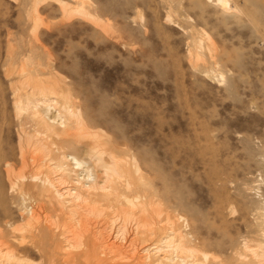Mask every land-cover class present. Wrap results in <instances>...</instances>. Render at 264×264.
<instances>
[{"label": "rangeland", "instance_id": "1", "mask_svg": "<svg viewBox=\"0 0 264 264\" xmlns=\"http://www.w3.org/2000/svg\"><path fill=\"white\" fill-rule=\"evenodd\" d=\"M228 1L0 0V264H258L264 0Z\"/></svg>", "mask_w": 264, "mask_h": 264}, {"label": "bare ground", "instance_id": "2", "mask_svg": "<svg viewBox=\"0 0 264 264\" xmlns=\"http://www.w3.org/2000/svg\"><path fill=\"white\" fill-rule=\"evenodd\" d=\"M217 2H219V4L221 3L224 7L225 6H227L228 4H229V1L228 0H217ZM41 92H43V93H45V91H47L46 89H43V87L42 88H40L39 89ZM52 100L51 99H41L40 100V103H42V105H44V107H45V109H46V111H45V115H42V114H39V112L38 111H36V112H34V116L37 118V121H38V123H42L43 124V126H45L46 127V130L47 131H49L50 133H53V135L54 134H56V135H58V136H65V135H69L68 134V130H67V125H68V123H66L65 121H63L61 118H58L59 117V115H54V116H52V115H49V112L48 111H50V109H51V107H52V103H50ZM63 113L65 112V114L66 115H68V116H70V117H74V116H76L75 115V113H73L72 111H70L69 110V108L68 107H65V108H63V111H62ZM80 119H77V121H76V125H80V129H81V127L83 126H81V124H83L82 122H80ZM39 124V125H40ZM69 124H71V123H69ZM59 125H61L63 128L62 129H58V126ZM75 125V126H76ZM85 125V124H84ZM74 126V127H75ZM42 127V126H41ZM45 127H42V128H44L45 129ZM84 127V126H83ZM78 129V128H77ZM85 130V129H84ZM79 132H81V131H79ZM78 132V133H79ZM93 133V132H92ZM94 134V133H93ZM95 134H97V132L95 133ZM94 134V135H95ZM74 135V134H73ZM80 136H85V135H83V134H79ZM87 135L88 136H90L88 133H87ZM94 135H91V136H93L94 137ZM98 135V134H97ZM90 136V137H91ZM96 137V136H95ZM94 137V138H95ZM67 137H63V139H61V140H65ZM74 138H76V137H74ZM79 138V137H78ZM77 138V139H78ZM92 138V137H91ZM93 138V139H94ZM97 138V137H96ZM96 138H95V140H96ZM67 139H69V138H67ZM66 139V140H67ZM82 139V138H81ZM75 140V139H74ZM80 140V139H79ZM92 140V139H91ZM94 140V142H97L96 143V145L98 144V141H95ZM98 140V139H97ZM68 141V140H67ZM100 141H102V140H100ZM64 142V141H63ZM93 142V141H92ZM94 142L92 143V144H94ZM100 145V144H99ZM98 145V146H99ZM98 146H96V147H98ZM102 146V145H101ZM100 146V147H101ZM91 147V146H90ZM93 147V146H92ZM95 147V146H94ZM93 147V148H94ZM93 148L92 149H90V151L91 152H93L92 150H93ZM99 148V147H98ZM98 148H94V150L95 149H98ZM101 149V148H100ZM99 149V150H100ZM99 150H97V151H99ZM104 149L102 148V151H103ZM96 151V150H95ZM94 151V153L96 154V152ZM106 150H104V152H105ZM101 152V151H100ZM97 153L96 155H95V157L94 158H96V156H97V158H99V159H97L99 162H102V163H100V165L101 164H103L104 163V159H103V157H102V152L101 153ZM93 155V154H92ZM91 157V156H90ZM109 158H111V157H109ZM72 159H74V161L76 162V164L79 166V167H81L80 165L82 164V162L79 160V159H76V158H72ZM92 159V158H91ZM94 160V159H93ZM97 161V163H99ZM108 161V160H107ZM114 161V160H113ZM112 161V162H113ZM74 162V163H75ZM108 163V162H107ZM84 164V163H83ZM76 165V166H77ZM61 166V165H60ZM77 166V167H78ZM103 166H105V170H107V172H105V174L107 173V175H106V178H111L110 180H112V176L113 175H116V174H118L119 172L121 173L122 171V169H123V167L121 166V162H120V164L119 163H117V161H115V162H113V163H110L109 162V164L107 165L106 163H104L103 164ZM97 167V166H96ZM101 167V166H100ZM98 168V167H97ZM100 169V168H99ZM125 171V170H124ZM123 171V172H124ZM130 171V170H129ZM126 172V171H125ZM124 172V173H125ZM124 173H121L122 175L124 174ZM127 173H128V171H127ZM88 174V173H87ZM121 174H119V175H121ZM38 175V174H37ZM37 175H35L34 174V176L36 177ZM104 175V174H103ZM118 175V176H119ZM128 177H130L128 174H126ZM25 176V175H24ZM39 176V175H38ZM108 176V177H107ZM125 176V175H124ZM91 177V176H90ZM120 177V176H119ZM123 177V176H122ZM126 177V176H125ZM36 178H38V177H36ZM130 178H132V177H130ZM39 179V178H38ZM113 179H115V178H113ZM96 180V179H95ZM95 180H94V182H95ZM107 180V179H106ZM106 180H105V183H106ZM128 180H129V182L127 181V183H128V185H131V184H129L130 182H131V180L128 178ZM44 181H46L49 185H50V187H55V185L53 184V182H51L52 180L51 179H49V178H47L46 180H44ZM109 181V180H108ZM107 181V182H108ZM113 181H115V180H113ZM111 182V181H110ZM110 182H108V185H109V183ZM133 182V181H132ZM96 183H98V181L96 182ZM96 183H94L93 185H102V184H96ZM101 183H104V182H101ZM107 184V183H106ZM107 185V186H108ZM92 186V185H91ZM90 186V187H91ZM98 186V187H99ZM104 186H105V184H104ZM94 186H92V188H93ZM98 187L96 188V189H98ZM101 187L102 186H100V190H102L101 189ZM94 188V189H95ZM105 188H106V186H105ZM109 188V187H108ZM129 188V187H128ZM96 189H95V191H96ZM107 189V188H106ZM114 190H116V188H113ZM129 189H131V187L129 188ZM99 190V191H100ZM109 190V189H108ZM133 190V189H132ZM92 191H94V190H92ZM98 191V190H97ZM104 191V190H103ZM106 191V190H105ZM131 191V190H130ZM70 192V191H69ZM101 193V192H100ZM112 193H114V192H112ZM116 194H117V192H115ZM57 194H58V196L60 197V196H63V195H65V193H58L57 192ZM99 194V193H98ZM90 195H92L91 193H90ZM100 195V194H99ZM102 195V194H101ZM109 195H111V194H109ZM104 198H108V195L107 194H104V192H103V195H102ZM115 196V195H114ZM101 197V196H100ZM103 197H102V199H103ZM84 198V196H83V194L80 192V193H76L74 196H73V200H79L80 202H83V201H86L87 199H83ZM92 198H94V197H92ZM109 198H110V196H109ZM127 198L128 197H126L125 198V200L126 201H128L127 200ZM89 200V199H88ZM93 199H91V201H92ZM94 201V200H93ZM129 201H131V203L133 202L132 200H129ZM79 202V203H80ZM89 202H90V200H89ZM135 202V201H134ZM63 203V202H62ZM88 203V202H87ZM96 203V202H95ZM129 203V202H128ZM81 204V203H80ZM93 204H94V202H93ZM135 204H136V202H135ZM134 204V205H135ZM138 204V203H137ZM136 204V205H137ZM151 204V203H150ZM95 205V204H94ZM143 205V204H142ZM78 206H79V204L78 203H76V205L75 206H73V208L72 209H70V213H72V214H76V212H78V210H76L75 208L77 207L78 208ZM132 206H133V203H132ZM138 206V205H137ZM139 206H141V204L139 205ZM81 207V206H80ZM79 207V208H80ZM95 207V206H94ZM143 207V206H142ZM141 207V208H142ZM97 208V207H96ZM99 208V207H98ZM92 209V208H91ZM94 209V208H93ZM144 209V208H143ZM95 210V209H94ZM145 210V209H144ZM61 211V210H60ZM146 211H147V209H146ZM145 211V212H146ZM148 212V211H147ZM144 213V212H143ZM63 214V213H62ZM69 214V213H68ZM35 217V216H34ZM34 217H31V219H33ZM156 218V217H155ZM253 218H254V220L257 222V223H259L260 224V221H261V216H260V213L259 212H256V213H254L253 214ZM31 219H29V222L31 223L32 222V220ZM151 219H152V217H151ZM153 220V219H152ZM35 221H36V218H35ZM151 221V220H150ZM36 223V222H35ZM32 226V225H31ZM258 227L260 228L259 230H256L255 232L257 233V236L256 237H254L253 238V240H255V242L257 241V243L256 244H251L252 246L253 245H256V247L257 248H254V249H251V256L257 261V263L258 264H264V231H263V229H262V227H261V224H260V226L258 225ZM32 230V229H31ZM255 233V234H256ZM253 236H255V235H253ZM252 237V236H251ZM251 240H252V238H250ZM253 240H252V242H253ZM246 242H247V240H246ZM249 242V241H248ZM254 242V243H255ZM251 243V242H250ZM249 244V243H248ZM250 245V244H249ZM248 246V245H247ZM250 250V249H249ZM204 258L207 260L208 259V254H205L204 255ZM247 258V257H246ZM220 260V259H219ZM247 260L248 259H246L245 260V262H247ZM217 261V260H216ZM221 261V260H220ZM244 262V263H245ZM213 263L214 264H226L224 261L223 262H214L213 261ZM212 263V264H213ZM162 264V263H161ZM228 264V263H227Z\"/></svg>", "mask_w": 264, "mask_h": 264}]
</instances>
